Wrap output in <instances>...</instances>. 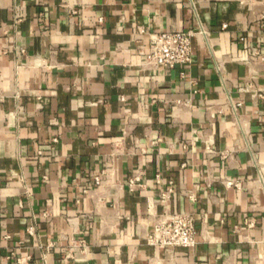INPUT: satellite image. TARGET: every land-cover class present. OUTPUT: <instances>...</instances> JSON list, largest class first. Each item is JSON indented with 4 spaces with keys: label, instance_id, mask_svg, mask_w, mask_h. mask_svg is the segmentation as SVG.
Wrapping results in <instances>:
<instances>
[{
    "label": "crops",
    "instance_id": "crops-1",
    "mask_svg": "<svg viewBox=\"0 0 264 264\" xmlns=\"http://www.w3.org/2000/svg\"><path fill=\"white\" fill-rule=\"evenodd\" d=\"M263 47L264 0H0V264H264ZM164 208L195 247L147 242Z\"/></svg>",
    "mask_w": 264,
    "mask_h": 264
},
{
    "label": "built area",
    "instance_id": "built-area-1",
    "mask_svg": "<svg viewBox=\"0 0 264 264\" xmlns=\"http://www.w3.org/2000/svg\"><path fill=\"white\" fill-rule=\"evenodd\" d=\"M15 19H19L16 14ZM201 36L205 40L208 38V31L204 28L198 30H160L153 32L150 36V47L146 55L145 65L150 68L160 66L174 67L178 64L190 65L194 60L193 38ZM252 55H261L264 59V47L251 49ZM221 69V67H220ZM244 90H248L246 87ZM255 95H262L258 92ZM182 104L181 100L177 101ZM57 141V140H55ZM226 156V154H223ZM103 171L94 176L95 184L102 183ZM139 178L130 180V187L134 188L138 184ZM228 185L240 187V181H227ZM170 189L162 194V201L166 202L169 198ZM152 229L147 235V242L153 246L163 247L172 251L177 247L193 248L198 244L197 241V222L192 212H174L169 208H164L160 213L153 214L151 218ZM33 232V228H29ZM87 248L85 240H73L70 245L68 256L76 258L78 253L84 252Z\"/></svg>",
    "mask_w": 264,
    "mask_h": 264
}]
</instances>
